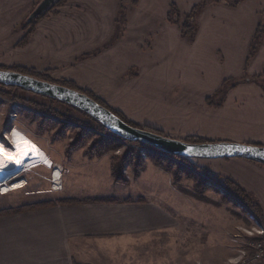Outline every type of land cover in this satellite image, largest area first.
<instances>
[{
  "label": "rangeland",
  "instance_id": "1",
  "mask_svg": "<svg viewBox=\"0 0 264 264\" xmlns=\"http://www.w3.org/2000/svg\"><path fill=\"white\" fill-rule=\"evenodd\" d=\"M40 1L0 0V62L11 64L0 67L9 69L29 63L48 69L66 53L57 34L49 35L48 43L40 35L33 36L36 40L31 41L29 35L27 41L19 43L28 34V16ZM97 3L110 10L101 18V26L94 24V40L85 41L74 51L91 46L99 49L94 60L106 62L102 70L115 71L118 61L120 66H131L127 75L133 84L138 83L139 93L132 91L134 96L138 95L132 103L128 99L121 102L127 106L123 115L126 120L140 127L161 129L165 136L181 141H187L185 136L189 133L204 137L206 143L264 142V0H140L137 5H132L131 0H96V8ZM190 16L194 29L186 33L182 25ZM123 28L127 35L125 46L107 53L106 48L121 37ZM70 37L78 36L75 33ZM108 60L114 64L108 65ZM45 73L59 83L74 82L55 80L49 71ZM254 77H259L258 83L248 81L255 80ZM97 86L101 85L96 84V89ZM83 90L97 96L95 91ZM3 91L10 102L0 101V138L9 137L10 130L17 126L14 133L22 137L24 130L56 157L65 146L69 153L71 147L83 144L92 153L105 149L115 164L126 154L129 162L122 175L128 180L138 176L135 163L144 164L141 179L130 185L132 190L144 191L148 200L157 201L172 213L177 199L180 211L186 212L183 216L187 223L180 225L177 248L174 236L163 230L106 246L101 244L94 252L84 251L79 258L81 264H264V240L252 239L262 235L257 232V217L253 219L254 214L239 201L211 180L203 181L192 169L204 168L220 183L231 179L234 172L250 178L253 175L240 161L242 158H193L184 165L149 151H133L129 143L122 144L93 131V117L73 105L28 90ZM137 100L149 107L142 108ZM40 115L64 116L71 123L59 125L53 119L46 122ZM78 124L81 129L74 128ZM10 138L16 147L13 136ZM30 169L22 175L28 182L25 188L8 195L0 193V212L29 202L34 203L26 208H37L56 197L49 189L54 185H48L49 173L45 168L36 160ZM242 188L264 213L258 197ZM179 193L192 200L178 196ZM259 224L263 226L260 221ZM259 249L262 258L255 261Z\"/></svg>",
  "mask_w": 264,
  "mask_h": 264
},
{
  "label": "crops",
  "instance_id": "2",
  "mask_svg": "<svg viewBox=\"0 0 264 264\" xmlns=\"http://www.w3.org/2000/svg\"><path fill=\"white\" fill-rule=\"evenodd\" d=\"M94 1L96 0H70L60 4L37 24L30 41L36 40L34 38L40 35L44 43H48L49 35H59L58 41L64 46L66 53L58 58V64L48 69L35 68V65L29 63L21 66L36 71L49 70L55 80H72L78 88L95 91L110 107L125 114L127 106L121 102L128 99L132 103L138 96L133 94L139 93L138 83L133 84V80L130 81L131 77L128 78L127 75L131 66H120L121 62L118 61L114 65L115 71L110 68L102 70V64L106 62L94 60V53L99 49L91 46L74 51L76 46H84L85 41L94 40V24L101 26V18L110 10L108 7H101L100 3H97L96 8ZM113 6L111 5V8ZM118 17L119 14L117 21ZM125 29L119 34L121 37L110 43L113 48L108 45L107 53L108 50L117 51L121 50L122 45L125 46ZM75 33L78 37L71 38ZM111 38L112 36L109 39ZM107 64L114 63L108 60ZM0 65L11 64L0 62ZM248 81L254 83L257 80ZM96 84L101 86L96 89ZM3 87L12 88L0 85V101L8 103L10 100ZM136 102L142 108L149 107L138 100ZM40 117L46 122H50V119L58 121L59 125L71 123L64 116ZM74 126L75 129L82 128L81 124ZM16 128L17 126L13 127L10 133L17 145L18 153L14 151L18 159L24 167L37 160L40 167L49 173V177L45 178L51 182H48L50 187L54 185L49 189L56 197L46 201L47 205L43 207L27 209L25 206L34 203L29 202L27 205L23 204V207L0 212V264H81L79 258L84 251L94 252L101 248V244L106 246L138 236L141 238L145 234H157L163 230L170 231L174 236L173 243L177 248L175 243L178 241L180 225L187 223L183 216L186 212L180 211L181 205L177 199L173 201L176 203V210L172 213L157 201L148 200L149 197L144 191L132 190L130 185L139 182L141 173L128 182L116 181L110 153L98 155L89 151L88 145L83 144L71 147L69 153L65 146L62 152L58 151L59 157H56L54 152L45 150L42 143L24 130L22 137L18 136L14 133ZM189 135L196 134L187 133L185 137ZM240 161H243L242 164L253 176L248 178L234 172L230 174L231 179L247 191L253 192L264 206V165L250 160ZM158 169L161 170V167ZM181 197L192 200L189 196ZM150 244L156 243L151 241ZM92 258L94 259V255Z\"/></svg>",
  "mask_w": 264,
  "mask_h": 264
},
{
  "label": "water",
  "instance_id": "3",
  "mask_svg": "<svg viewBox=\"0 0 264 264\" xmlns=\"http://www.w3.org/2000/svg\"><path fill=\"white\" fill-rule=\"evenodd\" d=\"M56 0H41L28 16L33 20L45 12ZM0 83L20 86L26 90L51 97L84 111L102 123L111 132L130 140L140 141L167 155L190 159L242 158L264 164V145L245 143H192L174 139L151 130L133 126L90 96L60 85L43 81L32 76L0 69Z\"/></svg>",
  "mask_w": 264,
  "mask_h": 264
},
{
  "label": "trees",
  "instance_id": "4",
  "mask_svg": "<svg viewBox=\"0 0 264 264\" xmlns=\"http://www.w3.org/2000/svg\"><path fill=\"white\" fill-rule=\"evenodd\" d=\"M66 1L69 0H56L55 3L53 5H51L45 12H43L42 14H40L38 17H36L33 20H27V22L25 23V27L28 28V34H26L25 38L20 40L19 43H24L25 41L28 40L29 35H32L35 31V27L36 24L39 23L53 8H55V6H57L58 4H62L65 3ZM140 0H131L132 5H137L139 3ZM221 1V0H220ZM197 6L194 7V11L196 10ZM171 18V17H170ZM192 17L190 16L185 23H183V27H185V31L187 32H193L192 29H194L193 25L190 23V19ZM260 31H261V27H260ZM185 33V32H184ZM0 69H4V70H9V71H14V72H20L29 76H32L34 78L43 80V81H47V82H51V83H56V84H60L75 90H78L88 96H90L91 98H93L94 100H96L99 104L104 105L105 107L109 108L111 111H113L115 114H117L119 117H121L124 121L128 122L129 124L136 126V127H140L138 126L136 123H133L131 121L126 120L123 117V113H121L120 111L113 109L112 107H110L104 100L100 99L97 96H94V93L87 91V90H83V89H78L77 85L74 84V82H64V83H59L58 81H53L52 79L48 78L45 72H48L49 70L45 71V72H38L34 69H27L24 67H17V66H13L11 68H5V67H0ZM259 77H254V79H258ZM0 85L3 86H8V87H12V88H18V89H23L26 90L20 86H10V85H6V84H2L0 83ZM76 86V87H74ZM29 91V90H28ZM32 92V91H30ZM34 93V92H33ZM54 99V98H53ZM57 100V99H55ZM60 101V100H58ZM63 102V101H61ZM65 103V102H64ZM75 107V106H74ZM77 108V107H76ZM82 111V110H81ZM93 121L95 123V125L93 124L92 127H90L93 131H96L97 133L109 137L110 139L116 140L120 143H124V144H128L131 146V149H133V151H135L134 149H138V150H144V151H149L152 154H155L157 156H160L159 158H168L171 161H176L179 163H185L186 161H190V158H186V157H179V156H174V155H167L162 151L157 150L154 147H151L147 144H144L140 141H130V140H126L120 136H118L117 134L111 132L107 127H105L102 123H100L99 121H97L96 119L93 118ZM143 129H147V130H151L153 132L165 135L163 130L158 129V128H153L150 126H146V127H140ZM187 142H192V143H206L207 140L202 137V136H197V135H189L187 137ZM4 139V138H3ZM6 141V139H4ZM255 145H262V144H257L255 143ZM137 150V152H138ZM107 151L105 149L101 150L98 155L104 154ZM143 152V151H142ZM129 155V153H127ZM133 156V155H131ZM128 156L125 154L123 157H120L118 162L115 164L114 163V177L116 181H121V182H128V179L122 175L124 166L129 162ZM131 161V158H130ZM136 171L135 174L139 175L140 170L142 168H144V164L140 163V162H136ZM185 165V164H184ZM193 171L197 172V174L200 175L201 179L203 181H208L211 180L213 183L218 184L222 190L227 193L230 197H232L233 199L239 201L243 206H245L249 212L253 213L255 217H257V219L262 223V225L264 226V213L263 210L261 208V206L259 205V203L254 202L250 196L247 194V192L242 188V186H240L237 182H235L232 179H224L222 181V183H220L219 181H217L215 179V177H212L211 175H209L208 173L205 172L204 168H192ZM46 204H41L39 205V207L41 206H45ZM253 240L257 241V242H261L264 240V236L263 235H259L256 238H252Z\"/></svg>",
  "mask_w": 264,
  "mask_h": 264
},
{
  "label": "bare ground",
  "instance_id": "5",
  "mask_svg": "<svg viewBox=\"0 0 264 264\" xmlns=\"http://www.w3.org/2000/svg\"><path fill=\"white\" fill-rule=\"evenodd\" d=\"M11 136H13L12 133H9V138ZM13 146L14 144H10V146L5 145L0 139V193L5 195L23 189L28 184L22 175L25 174L26 170L27 172L30 171V168L28 170L29 166H26V168L21 164L14 151L16 150L18 153L17 147Z\"/></svg>",
  "mask_w": 264,
  "mask_h": 264
},
{
  "label": "built area",
  "instance_id": "6",
  "mask_svg": "<svg viewBox=\"0 0 264 264\" xmlns=\"http://www.w3.org/2000/svg\"><path fill=\"white\" fill-rule=\"evenodd\" d=\"M143 154H144V153H143ZM127 177L129 178L130 176L127 175ZM252 218L256 220L255 216H253V215H252ZM256 221L258 222V225H259V229H257V232L263 235V234H264V226H261V225L259 224V221H258V220H256ZM259 246H260V244H259ZM261 251H262V250L259 249V250L256 252V254H255V256H254V260H255V261H256V260H259V259L262 258V252H261Z\"/></svg>",
  "mask_w": 264,
  "mask_h": 264
},
{
  "label": "clouds",
  "instance_id": "7",
  "mask_svg": "<svg viewBox=\"0 0 264 264\" xmlns=\"http://www.w3.org/2000/svg\"><path fill=\"white\" fill-rule=\"evenodd\" d=\"M29 168V167H28Z\"/></svg>",
  "mask_w": 264,
  "mask_h": 264
}]
</instances>
